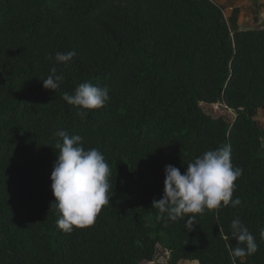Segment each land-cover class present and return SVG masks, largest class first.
<instances>
[{
	"label": "trees",
	"instance_id": "1",
	"mask_svg": "<svg viewBox=\"0 0 264 264\" xmlns=\"http://www.w3.org/2000/svg\"><path fill=\"white\" fill-rule=\"evenodd\" d=\"M52 67L64 75L55 92L40 80ZM82 83L110 97L84 118L63 99ZM261 110L264 28L234 32L215 0H0V264H152L159 246L167 264H264ZM58 130L111 169L110 204L71 233L50 209ZM222 145L243 169L241 205L197 215L190 232L158 218L165 166L183 174ZM234 218L256 238L254 255L230 256Z\"/></svg>",
	"mask_w": 264,
	"mask_h": 264
},
{
	"label": "clouds",
	"instance_id": "2",
	"mask_svg": "<svg viewBox=\"0 0 264 264\" xmlns=\"http://www.w3.org/2000/svg\"><path fill=\"white\" fill-rule=\"evenodd\" d=\"M75 55L74 50L57 51L55 60L68 64ZM40 80L44 89L55 92L64 75L57 74L56 67H52L47 78ZM63 99L76 107L77 115L84 118L88 110L103 108L110 97L106 86L82 83L75 89L74 95L64 93ZM56 135L62 138V142L55 144L59 153L50 176L51 191L55 197L50 209L56 210L59 215L57 227L71 233L74 228L92 226L102 207L110 204L111 169L99 149L86 150L83 147L80 135H70L66 130H58ZM242 173L243 169L232 164L230 145L207 150L189 161L183 174L179 168L166 165L163 195L152 202V207L158 210V218L165 222L184 219L185 228L190 232L197 225V215H203L207 210L241 205L239 197H232L235 181ZM230 229L237 244L231 249V257L242 258L258 251L256 238L239 218L232 220ZM259 235L264 240V227L260 228Z\"/></svg>",
	"mask_w": 264,
	"mask_h": 264
},
{
	"label": "crops",
	"instance_id": "3",
	"mask_svg": "<svg viewBox=\"0 0 264 264\" xmlns=\"http://www.w3.org/2000/svg\"><path fill=\"white\" fill-rule=\"evenodd\" d=\"M215 3L222 8L234 32L264 28V0H215Z\"/></svg>",
	"mask_w": 264,
	"mask_h": 264
},
{
	"label": "rangeland",
	"instance_id": "4",
	"mask_svg": "<svg viewBox=\"0 0 264 264\" xmlns=\"http://www.w3.org/2000/svg\"><path fill=\"white\" fill-rule=\"evenodd\" d=\"M204 108L206 109V111L216 114V115H219L221 112H223L222 108L220 109L219 106L209 107V106L204 105ZM258 120L264 124V114L262 113V111H261V114L258 115ZM168 255L169 253H167V251L162 246H159L157 258L154 264H167ZM181 264H197V263L196 262L194 263L182 262Z\"/></svg>",
	"mask_w": 264,
	"mask_h": 264
}]
</instances>
